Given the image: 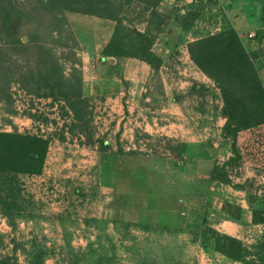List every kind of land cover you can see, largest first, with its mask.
Segmentation results:
<instances>
[{"label":"rangeland","instance_id":"374dc122","mask_svg":"<svg viewBox=\"0 0 264 264\" xmlns=\"http://www.w3.org/2000/svg\"><path fill=\"white\" fill-rule=\"evenodd\" d=\"M126 1L115 2L116 5L123 2L122 7H119V13L125 21L121 25L128 27L127 22L133 19L137 30L142 32V28L148 24L150 34L153 36L150 51L156 63L154 68L145 62L151 72L147 82L139 90L142 99L139 103L144 104L145 108L135 126L137 131H134V134L126 132L124 134L126 138L118 142L116 134L109 133L110 126L115 124V118L109 119L108 109H104L103 101L97 97L84 101L76 118L63 100L49 107L51 99L37 96L33 86L29 88L30 91L25 92L12 82L14 76L11 70L12 76L8 73L4 76L7 59L2 51H0V130L17 132L41 130L51 134L50 141L53 138L66 137L75 142L78 138L84 142H92L95 135L98 147L103 148L104 141L112 142L120 158L124 154L136 155V163L140 162L141 165H145L146 159L157 153V146L162 145L161 141L167 136L172 137L175 131L182 132L183 136L196 134L203 140L208 150V165L219 157L225 161L226 171L230 176L239 175V171L243 174L251 169L264 173L250 163L252 143L247 132L240 133L234 146L231 144V138L223 134L225 118L221 114L223 101L220 90L217 84L190 59L187 51L188 42L231 29L225 25L226 18L222 14L224 5L219 0H162L154 10L155 15L149 17L150 14H145L147 12H141L142 6L135 0H131L129 4ZM263 3L264 1L260 0V5ZM12 5L15 7L12 13H40L32 10L34 6L29 0H12ZM64 13L68 17L71 15L70 12ZM71 22L73 29L78 32L79 23L73 20ZM10 28L13 36L24 41V36L33 28V23H25L22 15L19 18L15 16ZM41 33L43 32L39 30L38 34ZM43 37L42 41L45 42L54 39L46 35ZM59 41L63 42L64 48H54L53 52L59 58L66 77L78 76L77 65L70 64L79 57L77 56L79 50L75 49L76 40L72 37L70 29L60 27ZM31 53L33 54V51ZM24 62L17 60L15 65ZM6 81L9 82L7 87ZM164 91L168 93L175 106L181 107L180 115L171 113L166 116L159 112L158 108L167 99L165 96L163 100ZM220 125L219 138L215 129ZM130 135L132 140L129 138ZM212 140L218 141L216 148L211 146ZM47 170L46 163L44 171ZM21 175L0 173V264H31L35 258L41 260L40 264H103L96 262L97 256L100 255L109 257L110 264H200L202 261L209 262L212 252L219 253L215 248L220 242L218 236L201 222V218H194L189 214L183 219L186 222H183V229L180 231L182 236H178V232H172L171 228H160L157 220L152 219V223H157L159 227L143 230L135 226H131L130 229L125 226L120 230L102 232L98 238H94L93 244L89 243L81 251L74 252L67 244L44 243L45 240L40 237L42 230L33 226V219L41 218L44 214L36 212L37 202L30 198L29 192L23 187L27 180ZM142 176L134 175L135 190L140 189L139 180ZM169 178L152 175L147 186H154L162 192L175 193L182 200L183 208L188 212L191 208L196 211L197 207L193 201L199 196L204 202L202 189L197 191L194 188V181H181L182 178L178 176L173 178L175 181L172 183L163 182ZM118 180H121L120 188L125 189L127 187L125 180L120 177ZM199 182L201 185L205 184L204 179H199ZM247 186L258 187L253 181L248 182ZM130 219L138 221L139 218ZM93 223L99 225L98 221ZM35 226L37 227L36 224ZM260 235L261 233H258V237ZM263 240L264 232L258 240L250 244L255 246ZM58 252L62 253V256L55 255Z\"/></svg>","mask_w":264,"mask_h":264},{"label":"crops","instance_id":"0c3cea01","mask_svg":"<svg viewBox=\"0 0 264 264\" xmlns=\"http://www.w3.org/2000/svg\"><path fill=\"white\" fill-rule=\"evenodd\" d=\"M219 2L224 5L225 25L236 31L245 50L253 56L264 92V3L260 5V0ZM65 18L76 40L75 49L79 50V57L70 64L77 65L81 97L86 100L97 97L103 101L109 119L115 118L109 133H115L119 142L126 138V132L134 134L137 131L135 126L145 108L139 103L142 100L139 90L147 82L151 69L135 58L101 56V49L112 34V20L79 13H71L69 17L65 14ZM71 20L79 23L78 32L73 29ZM250 31L255 34L254 41L245 38ZM163 94V100L165 96L167 99L158 108L159 112L180 115L181 107L171 102L166 91ZM94 137L92 142H84L80 138L76 142L66 137L63 140L53 138L40 173L21 175L27 180L23 187L37 202L36 212L44 214L33 219V226L43 232L40 237L44 243L67 244L74 252L81 251L89 243L93 244L94 238L102 232L120 230L126 226L123 221L135 217L130 216L125 204L143 219L149 215L159 225L171 229L183 226L179 220L181 217L186 219L189 213L181 206V199L176 204L178 209H146L147 201L142 199L143 195L162 192L154 186H147L152 175L168 176L169 180H163L168 183L174 182L173 178L177 176L182 178L181 181H194V188L203 191L204 218L211 230L238 239L247 246L263 234L264 223L252 221V209H264V173L251 169L243 174L239 171V175L230 176L225 183L207 180L215 162L207 164L208 150L196 134L183 136L182 132L175 131L172 137L165 138L168 142L158 153L146 159L145 165L136 163V155L124 154L120 158L112 142L104 141L105 146L98 147ZM129 138L132 140V135ZM46 163L48 170L44 171ZM134 175H143L139 180V190L134 189ZM118 177L125 180V189L120 188ZM199 179H204L205 184L201 185ZM250 181L258 187L248 188ZM96 221L99 225L93 223ZM180 231L175 233L182 236ZM258 233H261L259 237ZM55 255L62 256V253ZM211 256L209 262L200 264H243L221 253L212 252Z\"/></svg>","mask_w":264,"mask_h":264},{"label":"trees","instance_id":"16d2710c","mask_svg":"<svg viewBox=\"0 0 264 264\" xmlns=\"http://www.w3.org/2000/svg\"><path fill=\"white\" fill-rule=\"evenodd\" d=\"M29 1L33 3L32 10L40 13H12L15 9L12 0H0V46L2 45L0 51L7 59L4 76L7 73L11 75V70L15 77L11 80L12 82L25 92L30 91L29 88L33 86L37 96L51 99L49 107L63 100L76 118L79 116L80 105L86 101L81 97L80 78L73 75L67 78L59 58L53 52L54 48L64 46L63 42L59 41L60 27L68 28L64 12L92 15L114 22L111 37L101 49L102 57H131L156 67L155 57L150 51L153 36L150 34L148 24L142 28V32L137 30L133 19L127 22L128 27H123L121 24L125 18H121L119 13V7H122L123 2L116 5L115 2L119 0H113L114 2L110 0ZM130 1L127 0L126 3L129 4ZM135 1L142 6L141 12H147L145 14L153 17L154 10L161 0ZM20 15L25 19V23H33V28L28 31L27 36H24V41L13 36L10 28L15 16L19 18ZM39 30L43 33L38 34ZM43 35L54 37V39L48 42L42 41ZM186 46L190 59L217 84L220 90L223 101L221 114L225 118L223 134L231 138V144L234 146L240 133L247 132L249 141L252 143L250 163L264 171V126L262 127L264 92L253 56L247 53L233 29L194 39ZM17 60L25 62L15 65ZM5 83L7 87L9 82ZM42 119L46 120L45 117ZM50 135L41 130L37 132L0 130V173L7 175L40 173ZM58 139L63 140V137ZM233 151L236 152V149L233 148ZM206 179L224 183L229 181L225 170L216 165H212ZM142 199L147 201L146 209L151 207L178 209L176 204L180 198L175 193L167 191L145 194ZM193 203L197 208L196 211L191 208L188 212L189 216L201 218V222L206 224L204 202L201 197L196 196ZM125 208L130 216L139 217L138 221L130 218L123 221L122 223L126 226H135L143 230H152L159 226L162 229L167 228L166 225L157 226L156 223H152L149 215L143 219L137 213L135 214V211L130 210L128 204H125ZM252 221L264 223V209H252ZM181 222L183 225L182 217L179 220V223ZM182 227H174L171 231H180ZM213 232L220 239L215 247L219 253L245 264H264V240L255 246H245L238 239ZM96 262L110 264V259L100 255L97 256ZM40 263L41 260L38 258L31 262V264Z\"/></svg>","mask_w":264,"mask_h":264},{"label":"built area","instance_id":"2783aa9c","mask_svg":"<svg viewBox=\"0 0 264 264\" xmlns=\"http://www.w3.org/2000/svg\"><path fill=\"white\" fill-rule=\"evenodd\" d=\"M245 38L247 39V40H249V41H254V39H255V34H254V32H247L246 34H245ZM215 132H217V134H218V136H219V138H220V132H221V125L220 126H218V127H216V129H215ZM202 140V139H201ZM162 142V145L161 146H157V153L160 151L159 149L161 148V147H163V145L165 144V142H167V139H163V141H161ZM49 146V145H48ZM211 146L213 147V148H216L217 146H218V141L217 140H212L211 141ZM48 150V149H47ZM47 154V153H46ZM225 161L223 160V159H220L219 157L217 158V160L215 161V165L217 166V167H220V168H223L224 170H225V172H226V174H227V167L225 166V163H224ZM230 177V175H228L227 174V178H229ZM184 213L183 212H181V215H183Z\"/></svg>","mask_w":264,"mask_h":264}]
</instances>
